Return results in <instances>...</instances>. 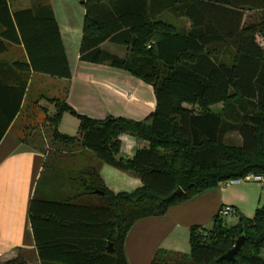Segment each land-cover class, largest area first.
Wrapping results in <instances>:
<instances>
[{"label":"trees","instance_id":"obj_1","mask_svg":"<svg viewBox=\"0 0 264 264\" xmlns=\"http://www.w3.org/2000/svg\"><path fill=\"white\" fill-rule=\"evenodd\" d=\"M81 3L85 16L80 61L108 64L151 85L156 107L142 120H97L78 114L65 99L49 98L55 106L47 116L53 123L52 139L64 146L79 141L100 161L138 176L142 184L132 192L114 193L100 180L91 182L88 193L102 192L97 193L99 205L34 196L30 227L42 264H129L125 239L140 218L163 216L171 206L226 180L264 174V48L257 40L264 0ZM255 11L262 13L256 17ZM165 13L186 19L189 27L178 29ZM57 27L46 1L11 10L9 0H0V56L12 43L22 45L28 59L11 64L0 60V141L21 110L27 74L71 79ZM106 41L126 47L125 55L106 51L101 47ZM219 48L231 49V60L219 59L214 54ZM230 91L234 99L224 103L220 113L209 109L225 102ZM64 112L80 121L79 139L58 132L56 123ZM233 131L241 144L225 145L224 137ZM121 134L146 146L124 158ZM178 188L181 192L172 195ZM228 211L238 214L237 225L227 227L218 212L211 227L190 228L188 255L175 253L150 264H264L259 253L264 248V206L257 207L253 217L231 207ZM239 236L244 240L238 253L222 259ZM4 264L28 262L18 254Z\"/></svg>","mask_w":264,"mask_h":264},{"label":"crops","instance_id":"obj_2","mask_svg":"<svg viewBox=\"0 0 264 264\" xmlns=\"http://www.w3.org/2000/svg\"><path fill=\"white\" fill-rule=\"evenodd\" d=\"M9 1L11 10H16L32 7L40 0ZM41 1L50 4L56 18L72 74L71 79H66L67 93L64 99L73 110L97 120L111 116L136 121L155 110L156 99L152 87L141 79L108 64L80 61L78 52L85 16L82 0ZM122 54L125 55L124 52ZM18 59L28 60L23 46L7 43V50L0 60L11 64ZM36 75L43 74H27L29 83L21 110L0 141V264L18 254L28 264H42L30 227L29 209L34 196L57 202L99 205L97 193H88L86 188L91 182L100 180L114 193L131 192L142 184L138 176L103 163L82 144L70 148L55 146L52 156L49 155L51 148L36 146L34 132H29L28 126L23 123V112L30 105L27 100L31 94L32 79ZM39 101L34 103L46 111L45 121L48 122L51 108L47 106L49 111ZM68 113L64 112L63 116ZM71 119L77 124L76 118ZM66 130L64 127L61 133L67 134ZM119 138L120 154L124 158H131L137 149L146 146L145 141L128 134H121ZM231 182L238 183L239 180ZM224 184L221 182L211 190L171 206L163 216L136 221L128 230L124 244L128 263L150 264L160 252L164 253L160 259H168L189 244L192 226L211 227L213 216L225 207L234 208V212L238 209L246 211L245 204L249 200L235 193V185Z\"/></svg>","mask_w":264,"mask_h":264},{"label":"rangeland","instance_id":"obj_3","mask_svg":"<svg viewBox=\"0 0 264 264\" xmlns=\"http://www.w3.org/2000/svg\"><path fill=\"white\" fill-rule=\"evenodd\" d=\"M12 5H13L12 7H14V4ZM260 13L262 12L260 11ZM260 13L255 11L252 14L257 17V16H260ZM163 17L166 20H169L175 23L178 29L189 27L188 21L184 18H181V17L177 18L168 13L163 14ZM63 28H66V27L63 26ZM257 34H258L257 40L259 44L261 45V48H264V24L261 25L259 29V33ZM104 49L106 51L108 50L112 53H117L121 55H123L122 52L124 53L126 52V47L124 46L121 47L119 45L107 43V42H106V45L104 46ZM231 53H232L231 49L229 50V49H220V48L214 52V54L217 55L219 59H223V60H231V56H232ZM43 79L46 81H43ZM32 80H33V83L31 85V94L27 100V104L29 103L30 105L23 112V123L26 126H28L29 132L31 131L34 132V138L37 143L36 146L49 148V149L51 148L49 151L50 152L49 155L52 156L54 154L55 146H61L62 144L52 139L51 131H52L53 123L51 121L49 122L45 121V112L43 111L41 106L36 105L34 102L40 99L39 104L49 109V111L51 108V115H52L54 113L55 106L54 104L50 103L48 99L54 97V98L63 100L67 93L66 91L67 82H66V79L64 78L52 77V76H47V75H36L35 77H33ZM149 86L152 87L151 85ZM233 96H234V93L230 91V94L228 95L225 102H219V104L216 103L214 105H211L209 109L213 112L220 113L224 107V103L233 100L234 99ZM47 106H49L50 108ZM68 114L69 115H65V116H63L62 114L60 116L58 122L56 123L57 124L56 126L58 128L57 130L59 133H61V130L64 129V127H66L67 129L66 135H68V137L69 136L74 137L77 140L79 139V136H80V121L77 119V117H75V115L71 113H68ZM71 118H74V119L76 118L78 120L77 124H74L73 123L74 121ZM223 142L225 145L234 146V145L241 144V139L238 133L233 131L231 133H228L224 137ZM80 144L81 143L78 141V142H75L74 144L68 145V147L70 148V147H74L75 145H80ZM231 181L232 180L224 181L225 183L224 185H227V184L235 185L237 188L235 193L239 194L243 198H247L250 201V203L248 201L247 205L245 204L244 209L246 211H242L240 209H238V211L239 212L241 211L242 213L247 215V217L249 216L253 217L257 206L258 207L264 206V183L254 181V180H243V179H239L238 183L236 182L233 183ZM79 190H83V189L79 188ZM251 201H252V204H251ZM237 222H238L237 213H228L227 215L223 216V223L227 227H232L235 224L237 225ZM239 237H236L235 241ZM188 242H189V238H188ZM189 251H190V248L188 244V245H185L184 248L180 249L178 253L182 255L183 254L188 255ZM259 253H260V256L264 258V248H262ZM163 254H164L163 252L158 253L156 260H159L160 259L159 257H161ZM172 260L175 261L176 256H173Z\"/></svg>","mask_w":264,"mask_h":264},{"label":"water","instance_id":"obj_4","mask_svg":"<svg viewBox=\"0 0 264 264\" xmlns=\"http://www.w3.org/2000/svg\"><path fill=\"white\" fill-rule=\"evenodd\" d=\"M113 119V118H112ZM108 120H111L110 117H108ZM96 193H102L101 191H95ZM181 192V188H178L176 191L173 192L172 195H176ZM244 237L240 236L234 243V246L227 250L225 254L221 256L222 259H233L235 254L238 253V250L240 249L241 244L243 243ZM108 252H112V248L110 245H108L107 248Z\"/></svg>","mask_w":264,"mask_h":264},{"label":"built area","instance_id":"obj_5","mask_svg":"<svg viewBox=\"0 0 264 264\" xmlns=\"http://www.w3.org/2000/svg\"><path fill=\"white\" fill-rule=\"evenodd\" d=\"M245 180H254V181H258V182H262L264 183V174H253V173H249L245 176L244 178ZM233 181V180H232ZM229 207H225V208H222L220 211H219V214L221 216H225L229 213Z\"/></svg>","mask_w":264,"mask_h":264}]
</instances>
